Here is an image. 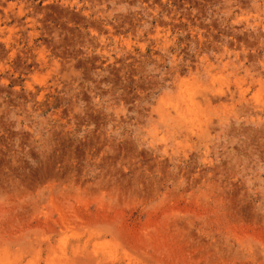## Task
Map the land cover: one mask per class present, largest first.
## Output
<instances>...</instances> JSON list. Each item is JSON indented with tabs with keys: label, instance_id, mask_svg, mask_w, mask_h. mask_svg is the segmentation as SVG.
Listing matches in <instances>:
<instances>
[{
	"label": "rangeland",
	"instance_id": "obj_1",
	"mask_svg": "<svg viewBox=\"0 0 264 264\" xmlns=\"http://www.w3.org/2000/svg\"><path fill=\"white\" fill-rule=\"evenodd\" d=\"M0 264H264V0H0Z\"/></svg>",
	"mask_w": 264,
	"mask_h": 264
}]
</instances>
